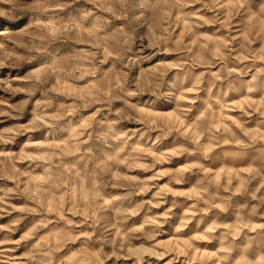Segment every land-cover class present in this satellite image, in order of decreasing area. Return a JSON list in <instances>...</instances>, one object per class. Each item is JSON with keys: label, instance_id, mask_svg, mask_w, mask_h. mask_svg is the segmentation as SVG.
<instances>
[{"label": "clouds", "instance_id": "obj_1", "mask_svg": "<svg viewBox=\"0 0 264 264\" xmlns=\"http://www.w3.org/2000/svg\"><path fill=\"white\" fill-rule=\"evenodd\" d=\"M0 264H264V0H0Z\"/></svg>", "mask_w": 264, "mask_h": 264}]
</instances>
